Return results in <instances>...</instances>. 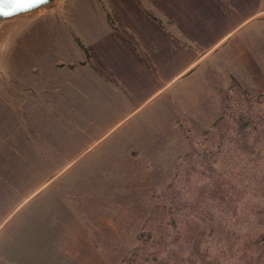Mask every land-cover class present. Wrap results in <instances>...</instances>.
<instances>
[{"label": "crops", "instance_id": "0c3cea01", "mask_svg": "<svg viewBox=\"0 0 264 264\" xmlns=\"http://www.w3.org/2000/svg\"><path fill=\"white\" fill-rule=\"evenodd\" d=\"M57 8L63 36L49 41L68 52L60 84L71 93L61 104L70 126L59 137L31 135L29 147L19 152L36 157L31 171H55L57 157L72 155L83 160L86 175L106 172V165L144 172L160 165L159 156L167 151L162 140L178 141L175 165L189 144L180 120L196 130L210 127L220 117L224 91L234 83L264 92V0H64ZM44 89L32 88L41 99ZM51 98L43 100L52 108L59 102ZM55 216L59 220L61 213ZM104 219L109 224L96 216L91 230L101 234ZM58 228L54 235L67 234L65 246L47 247L46 261L38 264H55L49 252L61 257L58 264H96L88 256L95 251L91 230Z\"/></svg>", "mask_w": 264, "mask_h": 264}, {"label": "rangeland", "instance_id": "374dc122", "mask_svg": "<svg viewBox=\"0 0 264 264\" xmlns=\"http://www.w3.org/2000/svg\"><path fill=\"white\" fill-rule=\"evenodd\" d=\"M56 9L0 27V147L4 146L0 151V264L46 261L47 247L67 242V234L54 235L60 231L58 227L66 233L73 225L91 230L96 216L109 220V224L105 219L101 224V234L91 230L95 251L88 256L96 264H264L261 235L249 240L250 233L235 231L245 238L228 239L212 221L198 219L210 179L204 165L212 164L216 170L227 165L230 144L225 138L229 132L221 136L222 112L243 93L260 94L238 84L224 91L220 117L210 127L196 130L180 120L189 144L184 155V149L180 151V162L175 165L178 141L162 140L167 151L159 156L160 165L149 166L144 172H124V166L106 165V172L97 169L86 175L81 169L83 160L72 155L57 157L51 166L55 171H31L36 157L19 154L22 147H29L31 135L40 131L59 137L70 126L64 123L61 104L69 101L71 93L60 84L66 77L63 69L67 66L62 63L67 62L68 52L53 48L49 41L63 36V18ZM33 86H46L43 99L50 94L51 101L59 103L48 107L46 100L36 97ZM6 100L10 107L4 111L1 105ZM202 158L205 163L195 161ZM54 192L62 207L56 204ZM59 213L58 220L55 214ZM148 236L153 238L147 240ZM41 246L46 250L39 254ZM155 246L159 252L156 259L142 254L143 249ZM60 259L49 252V260L55 264Z\"/></svg>", "mask_w": 264, "mask_h": 264}, {"label": "trees", "instance_id": "16d2710c", "mask_svg": "<svg viewBox=\"0 0 264 264\" xmlns=\"http://www.w3.org/2000/svg\"><path fill=\"white\" fill-rule=\"evenodd\" d=\"M221 116V136L229 132L225 138L230 144L225 157L227 165L223 170L204 165L210 179L203 191L200 212L210 213L201 216L198 211V219L212 221L228 239L245 238L235 231L250 233L249 240L258 235L264 239V92L256 96L243 93L224 108ZM195 161L205 163L203 158ZM152 238L148 236L147 240ZM156 248L143 249L142 254L156 259Z\"/></svg>", "mask_w": 264, "mask_h": 264}, {"label": "water", "instance_id": "95a60500", "mask_svg": "<svg viewBox=\"0 0 264 264\" xmlns=\"http://www.w3.org/2000/svg\"><path fill=\"white\" fill-rule=\"evenodd\" d=\"M61 0H0V27L23 18L55 10Z\"/></svg>", "mask_w": 264, "mask_h": 264}]
</instances>
